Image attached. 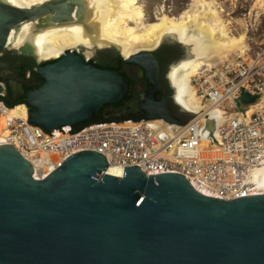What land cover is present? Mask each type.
Segmentation results:
<instances>
[{"label": "water", "instance_id": "1", "mask_svg": "<svg viewBox=\"0 0 264 264\" xmlns=\"http://www.w3.org/2000/svg\"><path fill=\"white\" fill-rule=\"evenodd\" d=\"M82 6L81 0H46L21 8L0 0V47L40 61L29 42L9 46L10 33L24 23L36 33L79 20ZM173 41L126 58L107 47L153 85L141 104L143 119L183 122L153 98L159 89L153 52ZM37 73L36 82L44 81L26 94L27 113L46 131L82 124L103 105L120 102L129 87L120 72L87 63L74 49ZM214 128L208 126L210 136ZM107 168L102 153L80 148L35 179L30 161L0 143V264H264V194L223 200L177 172L146 175L132 165L115 176Z\"/></svg>", "mask_w": 264, "mask_h": 264}, {"label": "built area", "instance_id": "2", "mask_svg": "<svg viewBox=\"0 0 264 264\" xmlns=\"http://www.w3.org/2000/svg\"><path fill=\"white\" fill-rule=\"evenodd\" d=\"M191 82L207 109L189 114L181 124L129 117L46 131L30 123L26 113L6 119L0 143L11 144L30 161L35 179L84 148L102 153L108 166L123 170L138 165L146 175L180 173L202 192L223 200L264 194L257 178L264 166V49L204 69ZM243 93L254 98L240 110L236 99ZM219 107L224 109L222 120L213 114ZM6 109L0 101V114Z\"/></svg>", "mask_w": 264, "mask_h": 264}, {"label": "bare ground", "instance_id": "3", "mask_svg": "<svg viewBox=\"0 0 264 264\" xmlns=\"http://www.w3.org/2000/svg\"><path fill=\"white\" fill-rule=\"evenodd\" d=\"M17 7H31L46 0H5ZM81 19L69 23L54 24L33 33V25L24 23L18 32L12 31L8 45L14 48L29 42L33 52L41 58L56 56L66 49L81 46L107 48L114 45L123 57L151 49L163 39L171 37L181 42L188 51L193 46L194 57L171 67L169 78L175 89V98L192 113L207 109L197 96L192 78L204 69H211L223 62L233 61L246 51L245 35H234L230 21L223 17L224 8L216 0H192L189 8L178 16L160 13L154 21H148L140 0H81ZM189 53V52H188ZM189 55V54H188ZM23 105L4 110L0 114V133H4L7 118L24 117ZM217 119H223L224 109L213 111ZM106 172L122 176L123 169L108 166ZM258 182L264 188V166L257 171Z\"/></svg>", "mask_w": 264, "mask_h": 264}, {"label": "flooded vegetation", "instance_id": "4", "mask_svg": "<svg viewBox=\"0 0 264 264\" xmlns=\"http://www.w3.org/2000/svg\"><path fill=\"white\" fill-rule=\"evenodd\" d=\"M180 43L178 41L165 42L153 52L157 63L159 86V89L153 92V98L156 102L162 101L167 111L174 118L182 121L190 114L191 110L184 107L175 98V89L169 78L171 67L187 60L186 57H188V51L185 52V48ZM79 48L74 51L81 55L87 63L103 69L117 70L129 84L127 94L120 102L103 105L96 114L110 119L142 118L147 114L141 109V104L144 102L145 94L153 88V85L144 77V71L141 68L131 63L111 61L116 53L112 48V50L109 48L96 49L91 52L94 55L87 58L83 49H89V51L91 49L88 47ZM66 50L56 56L41 58L40 61H37L35 56L22 55L15 50L0 47V99L7 103L19 102L18 105H23L27 110L31 109L26 102V94L38 88L44 81L41 79L40 83L36 82L38 69L57 60ZM151 120L164 119L154 118Z\"/></svg>", "mask_w": 264, "mask_h": 264}, {"label": "rangeland", "instance_id": "5", "mask_svg": "<svg viewBox=\"0 0 264 264\" xmlns=\"http://www.w3.org/2000/svg\"><path fill=\"white\" fill-rule=\"evenodd\" d=\"M224 8L223 17L230 21L231 32L234 35L244 34L246 51L250 55L264 49V0H216ZM145 17L154 21L155 17L164 13L178 16L184 9L189 8L192 0H140ZM112 50L111 48H109ZM89 49H83L86 55ZM189 58L194 57L193 46H188ZM188 57H186L187 59ZM240 110L246 106L241 97L236 99Z\"/></svg>", "mask_w": 264, "mask_h": 264}, {"label": "trees", "instance_id": "6", "mask_svg": "<svg viewBox=\"0 0 264 264\" xmlns=\"http://www.w3.org/2000/svg\"><path fill=\"white\" fill-rule=\"evenodd\" d=\"M111 61H113V62H117V63H125V62L122 60V58H121L117 53H115V55H114V57L111 59ZM242 95L247 96V95L244 94V93H243ZM242 95H241V97H242ZM253 98H254V97H250V96H249V100H250V101H252ZM18 104H19V102H10V103H8V107H9V108H13L14 106H16V105H18ZM108 119H110V118H107V117H105V116H103V115H99V114H96V113H95L90 119H88L87 121L83 122L82 124H87V123L97 122V121H103V120H108ZM136 119H138V118H136Z\"/></svg>", "mask_w": 264, "mask_h": 264}, {"label": "crops", "instance_id": "7", "mask_svg": "<svg viewBox=\"0 0 264 264\" xmlns=\"http://www.w3.org/2000/svg\"><path fill=\"white\" fill-rule=\"evenodd\" d=\"M242 99H243V101L245 102V103H248V102H250V100H249V97L248 96H244V95H242V97H241Z\"/></svg>", "mask_w": 264, "mask_h": 264}]
</instances>
